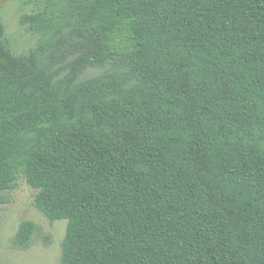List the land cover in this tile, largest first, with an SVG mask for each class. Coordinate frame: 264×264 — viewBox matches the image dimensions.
I'll use <instances>...</instances> for the list:
<instances>
[{
	"label": "trees",
	"instance_id": "1",
	"mask_svg": "<svg viewBox=\"0 0 264 264\" xmlns=\"http://www.w3.org/2000/svg\"><path fill=\"white\" fill-rule=\"evenodd\" d=\"M31 2L29 50L0 22V204L22 177L66 221L59 264H264V0Z\"/></svg>",
	"mask_w": 264,
	"mask_h": 264
},
{
	"label": "rangeland",
	"instance_id": "2",
	"mask_svg": "<svg viewBox=\"0 0 264 264\" xmlns=\"http://www.w3.org/2000/svg\"><path fill=\"white\" fill-rule=\"evenodd\" d=\"M36 9L31 0H0V22L13 52L17 54L29 50L36 41V35L19 23V17ZM35 193L19 177L16 187L5 194L8 202L0 204V264H59L66 221L50 223L34 208ZM22 221H31L38 226V233L26 250L14 248L11 242Z\"/></svg>",
	"mask_w": 264,
	"mask_h": 264
}]
</instances>
